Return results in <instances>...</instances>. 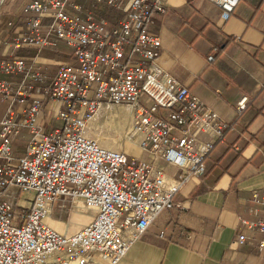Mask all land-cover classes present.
<instances>
[{
    "label": "built area",
    "instance_id": "1",
    "mask_svg": "<svg viewBox=\"0 0 264 264\" xmlns=\"http://www.w3.org/2000/svg\"><path fill=\"white\" fill-rule=\"evenodd\" d=\"M92 1L118 8L121 16L110 24L75 0H32L24 7L30 16L13 45L67 55L52 72L35 57L0 61L8 75L0 77V97L7 101L0 118V264H118L163 211L181 207L175 192L204 173L206 157L234 128L155 65L161 41L150 28L164 12L161 0ZM207 1L220 8L222 20L239 2ZM51 102L61 126L45 134L39 118ZM245 102L237 101L238 112ZM101 105L130 107L126 137L181 170L171 186L152 163L90 134L89 121ZM22 128L30 137L16 156L12 139ZM8 186L33 191L21 213L2 198ZM253 197L264 210V191ZM59 199L82 201L95 211L92 220L70 235L50 228L45 220ZM242 224L258 233L264 252V221ZM248 240L238 235V243Z\"/></svg>",
    "mask_w": 264,
    "mask_h": 264
},
{
    "label": "crops",
    "instance_id": "2",
    "mask_svg": "<svg viewBox=\"0 0 264 264\" xmlns=\"http://www.w3.org/2000/svg\"><path fill=\"white\" fill-rule=\"evenodd\" d=\"M161 1L164 12L150 28L161 41L155 65L234 128L224 131L223 139L206 157L204 173L191 177L175 192L174 201L181 207L163 211L118 264H264V252L257 248L258 233L242 224L243 220L264 221L262 205L253 197L264 191V0H239L227 20L207 0ZM30 2L0 0V61L35 57L43 69L52 72L67 55L14 47L12 42L25 30L30 13L24 7ZM88 2L75 0L84 11H90ZM209 55L212 60L207 59ZM0 77L8 75L0 72ZM242 97H246L245 107L238 112L236 103ZM55 106L47 104L40 114L45 134L61 126ZM6 107L7 101L0 97V118ZM115 108H103L101 116L107 119ZM124 108L131 126L132 111ZM29 137L26 128L13 137L16 156L23 154ZM126 149L161 170L167 186L180 175L177 166L153 159L137 146L128 143ZM32 197L31 189L15 186H8L2 196L18 213L29 207ZM94 212L82 201L59 199L45 224L70 235L88 224ZM241 233L249 240L238 243Z\"/></svg>",
    "mask_w": 264,
    "mask_h": 264
},
{
    "label": "rangeland",
    "instance_id": "3",
    "mask_svg": "<svg viewBox=\"0 0 264 264\" xmlns=\"http://www.w3.org/2000/svg\"><path fill=\"white\" fill-rule=\"evenodd\" d=\"M115 115H120L123 120H121V118L118 120ZM129 116V112L125 111V108L122 106H116V108L112 110L111 116L107 119H105L106 117H102L101 113H99L97 117H93L89 121L90 134L96 137L103 146L128 153L130 151L126 149L128 143L136 148V144L128 141L126 137V133L131 130L132 126L126 121ZM132 143H134V145Z\"/></svg>",
    "mask_w": 264,
    "mask_h": 264
},
{
    "label": "trees",
    "instance_id": "4",
    "mask_svg": "<svg viewBox=\"0 0 264 264\" xmlns=\"http://www.w3.org/2000/svg\"><path fill=\"white\" fill-rule=\"evenodd\" d=\"M86 8L90 9L97 18H104L110 24H114L120 16V10L103 2L89 0Z\"/></svg>",
    "mask_w": 264,
    "mask_h": 264
},
{
    "label": "bare ground",
    "instance_id": "5",
    "mask_svg": "<svg viewBox=\"0 0 264 264\" xmlns=\"http://www.w3.org/2000/svg\"><path fill=\"white\" fill-rule=\"evenodd\" d=\"M110 106H111V105H109V106H108V105H101L100 108H99V110L97 111V113H96L93 117H97L98 114L101 113V111H102L103 108H108V107H110ZM116 106H123V107H126V108L130 109V107L127 106V105H116ZM114 112H115V111H114ZM116 112H117V111H116ZM117 114H118V113H117ZM93 117H92V118H93ZM120 122H121V121H120ZM132 122H133V119H132ZM118 123H119V122H118ZM131 125H132V124H131ZM122 129H123V128H122ZM127 133H128V132H127ZM127 133H126V134H127ZM127 139H129V138H127Z\"/></svg>",
    "mask_w": 264,
    "mask_h": 264
}]
</instances>
